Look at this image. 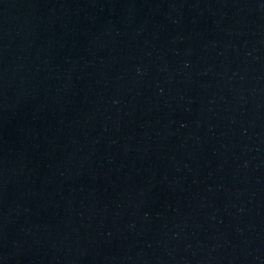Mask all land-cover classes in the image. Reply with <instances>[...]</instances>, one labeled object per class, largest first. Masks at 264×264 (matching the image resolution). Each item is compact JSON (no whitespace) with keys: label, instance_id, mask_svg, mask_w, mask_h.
Returning a JSON list of instances; mask_svg holds the SVG:
<instances>
[{"label":"water","instance_id":"95a60500","mask_svg":"<svg viewBox=\"0 0 264 264\" xmlns=\"http://www.w3.org/2000/svg\"><path fill=\"white\" fill-rule=\"evenodd\" d=\"M0 264H264V0H0Z\"/></svg>","mask_w":264,"mask_h":264}]
</instances>
